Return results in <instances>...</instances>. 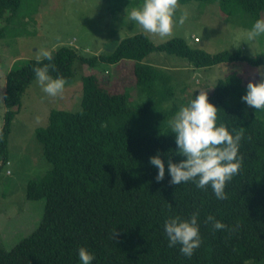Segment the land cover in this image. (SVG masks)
I'll return each instance as SVG.
<instances>
[{"label": "trees", "instance_id": "obj_1", "mask_svg": "<svg viewBox=\"0 0 264 264\" xmlns=\"http://www.w3.org/2000/svg\"><path fill=\"white\" fill-rule=\"evenodd\" d=\"M23 1L0 0V21L15 17ZM188 2L217 3L224 16L239 13L249 17L250 25L264 14V0H178ZM3 33L0 28V38ZM154 51L185 59L195 68L242 61L264 65L263 53L246 60L240 49L209 54L179 38L153 45L147 35L135 34L108 54L80 58L74 49L62 46L52 50L51 62L28 60L8 71L0 167L8 162L11 121L25 87L36 77L34 67L55 64L49 75L67 81L73 77L77 57L89 66L133 60L135 94L143 101L132 105L128 89L110 91L93 75H84L80 109L49 111L47 125L35 130V138L50 168L28 180L24 191L26 200H44L42 217L8 251L0 243V264H81L79 247L94 255L91 264H264V110L244 111L233 105L246 94L234 72L218 80L208 101L218 109L217 125L227 122L230 132L244 129L241 170L227 183L226 200L217 199L210 186L199 189L191 181L171 185L167 161L178 163L184 157L176 152L169 126L177 106L163 107L173 96L170 80L158 68L141 63ZM157 153L165 164L159 182L158 169L149 163ZM197 211L202 242L189 258L179 244L168 246L164 222L172 216L187 220ZM209 215L234 230H214L205 222Z\"/></svg>", "mask_w": 264, "mask_h": 264}, {"label": "rangeland", "instance_id": "obj_2", "mask_svg": "<svg viewBox=\"0 0 264 264\" xmlns=\"http://www.w3.org/2000/svg\"><path fill=\"white\" fill-rule=\"evenodd\" d=\"M142 3L143 0H24L15 17L8 22L0 21V28H4L0 38V96L7 72L25 61L37 60L41 49L54 51L68 46L80 58L95 57L110 53L122 39L135 34L147 35L153 45L179 38L189 47L209 54L240 49L246 60L264 54V34L254 41L246 39V32L252 27L249 17L239 13L226 17L217 3H178L174 21H178L185 11L187 19L183 24L174 23L172 35L166 37L148 33L129 20L131 9ZM261 18L264 19V14ZM78 57L72 62L73 77L66 81L60 96L47 95L35 77L25 87L20 104L15 108L8 136V162L0 167V243L6 251L30 234L42 217L44 200H26L24 191L28 180L44 175L50 168L43 157L42 146L35 138V130L47 125L49 111L75 112L80 109L84 75H93L110 91L126 93L125 89H128L132 105L143 101L141 94H135L133 60L117 64L97 62L89 66ZM141 63L158 68L169 78L173 96L163 107L170 108L175 104L177 111L181 106H187L200 90L209 94L218 80L232 72L241 79L244 91L250 81L259 83L264 79V65L253 66L248 61L195 68L185 59L154 51ZM194 72L199 73L196 80L192 79ZM233 105L244 111L250 110L242 100L240 103L233 100ZM4 111L2 102L0 127ZM262 116L264 118V111Z\"/></svg>", "mask_w": 264, "mask_h": 264}, {"label": "clouds", "instance_id": "obj_3", "mask_svg": "<svg viewBox=\"0 0 264 264\" xmlns=\"http://www.w3.org/2000/svg\"><path fill=\"white\" fill-rule=\"evenodd\" d=\"M178 8V0H143V3L131 9L128 13L130 21L139 24L146 32L160 37L171 36L174 23L183 24L188 13L185 11L174 21ZM264 34V19H257L250 30L246 32V39L254 41ZM54 57L52 51L41 49L37 57L38 62ZM56 70L55 64H44L34 67L33 72L42 90L51 97L60 96L65 88L66 80L61 76L53 79L49 70ZM198 72H194L192 79L196 80ZM6 97L0 96V103ZM249 107L264 110V79L259 83L249 82L246 94L241 97ZM218 109L209 103L207 92L200 90L199 94L189 101L187 106H181L174 117L169 120L172 133L175 134L176 152L184 159L174 163L171 158L167 161V170L171 177V185H180L189 181L197 188L211 187L219 200H226V185L239 173L243 157L239 154L240 142L244 136V129H228L227 122L217 125ZM149 163L158 169L155 180L162 181L165 176V164L160 154L149 157ZM7 164V163H6ZM199 212L191 214L185 220L179 216H172L165 220L164 231L168 238V246L180 245V252L191 257L194 250L199 248L202 240L198 224ZM206 223H211L214 230L227 229L225 224L209 215ZM116 232L113 230V238ZM81 264H91L94 255L85 247L78 248Z\"/></svg>", "mask_w": 264, "mask_h": 264}, {"label": "built area", "instance_id": "obj_4", "mask_svg": "<svg viewBox=\"0 0 264 264\" xmlns=\"http://www.w3.org/2000/svg\"><path fill=\"white\" fill-rule=\"evenodd\" d=\"M194 41H197L196 39H194Z\"/></svg>", "mask_w": 264, "mask_h": 264}]
</instances>
